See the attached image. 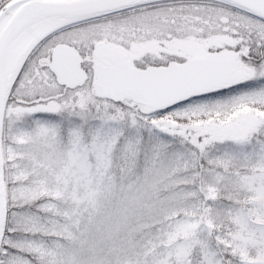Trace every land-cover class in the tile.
Wrapping results in <instances>:
<instances>
[{
	"label": "snow or ice",
	"instance_id": "1",
	"mask_svg": "<svg viewBox=\"0 0 264 264\" xmlns=\"http://www.w3.org/2000/svg\"><path fill=\"white\" fill-rule=\"evenodd\" d=\"M0 264H264V0H0Z\"/></svg>",
	"mask_w": 264,
	"mask_h": 264
}]
</instances>
